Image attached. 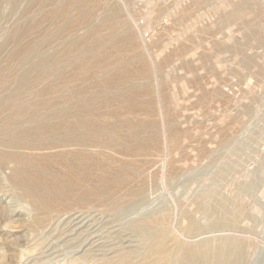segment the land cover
<instances>
[{
  "label": "rangeland",
  "instance_id": "1",
  "mask_svg": "<svg viewBox=\"0 0 264 264\" xmlns=\"http://www.w3.org/2000/svg\"><path fill=\"white\" fill-rule=\"evenodd\" d=\"M240 1L0 0V53L5 56L0 69L10 64L6 55L30 39L16 43L11 32L40 34L48 42L42 52L55 56L36 75L44 82L40 93L49 91L75 111L73 119L82 116L89 125L156 132L147 140L146 155L132 150L142 183L137 182L146 193L136 207L110 216L84 211L83 223L75 228L68 215L37 217L32 204L8 187L0 214L16 209L11 217L20 221L0 224V264H8L10 251L9 264H87L98 257L88 237L109 239L101 240L104 251L122 245L112 236L123 233L132 239L123 245L134 249L135 264H173L174 258L167 262L136 247L141 239L131 237V221L157 215L167 225L164 253L199 235L213 248L222 238L248 244L246 264H264V8L247 0L244 15L231 16ZM125 21L127 33L121 34ZM145 157H155L156 163L147 164ZM177 164L183 169L171 179ZM5 170L0 167L1 179ZM14 226L18 232L10 233ZM22 239L24 246L8 247Z\"/></svg>",
  "mask_w": 264,
  "mask_h": 264
},
{
  "label": "bare ground",
  "instance_id": "2",
  "mask_svg": "<svg viewBox=\"0 0 264 264\" xmlns=\"http://www.w3.org/2000/svg\"><path fill=\"white\" fill-rule=\"evenodd\" d=\"M239 5L238 7L235 6L237 8L231 12V16L242 17L244 15L248 1L242 0ZM258 6L264 8V0H258ZM127 25L128 22L125 21L124 25L119 26L118 32L121 34L126 32ZM17 30H14L10 34V37H13L16 43H22V40L25 38L30 39L18 52H14L15 50L13 51L12 49L11 55L6 53V57L10 59V64L0 69V108L2 109L0 111V167L6 169L5 171L9 170V172H5L7 175L5 174L4 178L1 179L0 177V198L6 196L9 187L16 192L17 198L22 199L23 203L24 200H27L32 204L36 210L37 217L40 214L46 216L51 212H54L53 215L57 213L61 217L68 215L67 218L69 219L65 218L67 222L69 220L72 227H78V225L83 223L82 212L84 211L88 214L90 211L97 213V211L103 210L101 212L110 216L122 209L132 206L136 207L138 204L144 202L146 199L145 187L143 188L144 184L141 185L137 182L140 169L136 166L135 162H132V154H135L132 150L136 151L140 149L142 150L140 153L146 155V149H151V146L147 145V140L149 136L156 134V132L146 131L137 127L123 128L115 126L108 129L89 125L79 115L73 119L72 113L75 111L72 108L70 109L68 105L51 96L49 91L45 94L39 91L43 87L42 83L44 82L36 79V75L39 73L41 65H46L47 62L55 59L54 55H49V50L47 53L42 52L43 48L41 50L46 40L40 38V34L39 36L34 35L36 34L34 32V34L29 32L32 33L31 36H29V33L28 35H24L25 33L19 35ZM255 38L259 42L258 35ZM13 48L15 49L14 46ZM46 49L49 48L46 47ZM2 54L0 53V58L4 56ZM101 92L105 91L102 90ZM54 95L56 97L60 96L58 94ZM143 160H148L147 164L149 165L156 163L155 157L151 160L145 157ZM137 164L139 163L137 162ZM182 169L183 167L179 164L169 177L171 179L175 178V176L181 173ZM14 211L16 209H5L0 214V224H14L16 226L20 220L11 217ZM38 213L40 214L38 215ZM86 214L83 215L84 218L87 217ZM88 215L90 216V214ZM91 217L90 219L94 218V216ZM54 219L53 216L52 220L54 221ZM131 222L130 226L135 231L133 234L131 233L133 231H129L132 234H130L131 237L136 234L141 239V242L137 240L138 243L136 242L135 246L138 247L140 244L141 248L146 249V252L152 251V255L156 252L159 258L161 256V260L165 258L169 262L171 258H174L175 262L173 264H246L249 250L248 244L245 245L241 242L233 244L223 241L222 238L219 244L213 248L209 245L208 238L195 235L193 236L194 240H190L191 243H186V245L184 243L176 244L177 251L170 252V250L164 253L163 244L166 241L168 232L163 215L141 218ZM91 223L93 224V222ZM31 225L33 226V223H30L29 227ZM62 225H64V222ZM73 230L72 228V232ZM97 231L89 233L92 235ZM9 232H18V230L16 227H12ZM77 233L79 232L77 231ZM123 234L126 237H119ZM123 234H114L112 236L114 240L122 242V245L120 243L118 248H116L117 246H108L109 249L106 247L107 250L104 251L99 249V246H103L105 243L101 242L102 238L98 240V238L94 237V234L88 237L90 240V243H88L89 248L91 247L93 253L96 254L94 256L108 255L112 251L111 254L113 255L110 254L109 258L106 256L107 259L104 258L105 260L102 262L97 261V264L136 263L133 262L134 259L132 260L134 249H129V246L126 249L123 245V243L129 244L126 240L132 241V239L129 238V233L128 235L127 233ZM61 235L64 236L62 233ZM103 236L105 237V235ZM73 237L75 239V236ZM138 237L135 236L134 238ZM55 238L57 237L55 236ZM80 239L83 240V238ZM106 240L109 239L106 238ZM25 243L23 239L19 242L13 240L9 243L8 247L16 249V247L24 246ZM142 250L145 251L144 249ZM74 251L76 252V250ZM58 253L60 255V252ZM144 254L145 256L147 255L146 253ZM87 257L89 256L87 255ZM98 257H91V259L93 261V259L96 260ZM13 258L14 251H10L7 253L5 260L9 264L14 260ZM89 263L87 262V264Z\"/></svg>",
  "mask_w": 264,
  "mask_h": 264
}]
</instances>
